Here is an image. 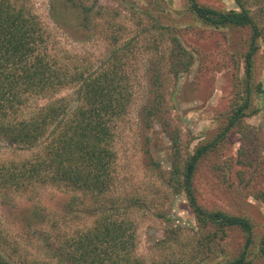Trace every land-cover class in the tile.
<instances>
[{
  "label": "trees",
  "instance_id": "16d2710c",
  "mask_svg": "<svg viewBox=\"0 0 264 264\" xmlns=\"http://www.w3.org/2000/svg\"><path fill=\"white\" fill-rule=\"evenodd\" d=\"M235 2V8H218L185 0L184 11L196 22L245 30L246 35L233 58V95L221 124L184 158L177 151L172 162L168 184L186 198L196 222V240L189 257L174 258L168 264H199L194 262L199 258L203 262L200 264H264V233L258 231L252 218L246 213L203 206L194 184L199 165L209 159L211 172H221L225 186L251 193L264 204V173L260 163H255L260 156L255 151L257 135L246 122L264 106L260 100L264 84L256 75L257 59L264 68V14L259 12L257 19L243 0ZM67 3L66 8L76 19L81 18L86 28L92 16L90 7L81 1ZM145 12L151 14L148 9ZM159 19L156 27L172 45L167 57L162 54V60L168 61V71L177 76L190 69L193 54L175 35L174 27L161 24ZM45 36L27 0H0V141L31 150L30 157L0 163V194L11 189L25 191L35 184H53L92 197L99 204L93 209L91 226L64 235L59 243L45 234V248L55 264H145L134 254L135 229L127 215L129 207L113 199L104 201L116 180L112 147L115 126L133 97L123 60L127 47L115 46V35L111 39L115 47L98 67L73 69L50 56ZM154 72V79L159 80V72ZM71 84L76 87L71 95L53 96ZM40 97L48 99L26 111L29 101ZM233 134H238L240 145L232 154L227 153V140ZM71 203L66 206L70 208ZM31 217L39 224L43 221L34 209L23 220L29 224ZM236 233L243 239L237 252L227 249L226 244ZM3 251L0 264H19V251Z\"/></svg>",
  "mask_w": 264,
  "mask_h": 264
},
{
  "label": "rangeland",
  "instance_id": "374dc122",
  "mask_svg": "<svg viewBox=\"0 0 264 264\" xmlns=\"http://www.w3.org/2000/svg\"><path fill=\"white\" fill-rule=\"evenodd\" d=\"M75 1L91 9L86 28L81 18L76 19L66 8L67 0H27V6L45 31L50 56L66 68L94 69L109 58L113 47H127L123 60L133 97L115 126L112 147L116 153V180L104 201L113 199L129 207L127 215L135 229L134 254L145 264H168L174 258H187L192 244L195 246L196 222L186 198L168 184L172 162L177 151L184 158L221 124L233 95V58L242 48L246 31L196 22L184 11L185 0ZM198 1L218 8L237 6L235 0ZM243 2L257 19L259 12L264 14V0ZM157 19L174 27L175 35L193 54L188 71L177 76L168 71V61L162 60V54L167 57L172 45L167 35L161 37ZM262 19L264 23V16ZM115 35L118 42L114 46L111 39ZM256 65L257 79L264 84L262 62L257 59ZM154 71L159 72V80L154 79ZM75 88L67 85L53 96H69ZM47 99L33 98L26 111ZM260 100L264 101V94ZM246 122L257 135L255 151L260 156L255 163H260L264 173V106ZM239 145L238 134L229 136L227 153H236ZM30 153L0 141V163L20 161ZM220 174L211 172L209 159L199 165L194 178L199 203L207 208L246 213L264 233V204L251 193L225 186ZM69 201L70 208L66 206ZM97 206L92 197L53 184H35L25 191L7 190L0 194V251H19V264H55L45 248V236L59 243L64 235L91 226ZM29 209L41 213L42 223H37L35 217L29 224L23 220L31 213ZM242 241L238 233L231 235L227 249L237 252ZM196 261L203 263L200 258Z\"/></svg>",
  "mask_w": 264,
  "mask_h": 264
}]
</instances>
